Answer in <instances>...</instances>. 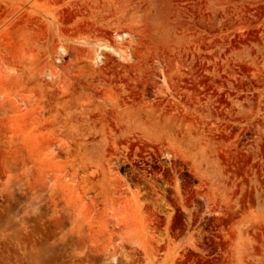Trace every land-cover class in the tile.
I'll return each instance as SVG.
<instances>
[{
  "label": "rangeland",
  "instance_id": "374dc122",
  "mask_svg": "<svg viewBox=\"0 0 264 264\" xmlns=\"http://www.w3.org/2000/svg\"><path fill=\"white\" fill-rule=\"evenodd\" d=\"M0 264H264V0H0Z\"/></svg>",
  "mask_w": 264,
  "mask_h": 264
},
{
  "label": "bare ground",
  "instance_id": "6f19581e",
  "mask_svg": "<svg viewBox=\"0 0 264 264\" xmlns=\"http://www.w3.org/2000/svg\"><path fill=\"white\" fill-rule=\"evenodd\" d=\"M125 35H127V33H123L122 35H120L119 37L122 39ZM111 49H114L112 46H110ZM96 56L97 57H100L101 56V53L100 52H97L96 53Z\"/></svg>",
  "mask_w": 264,
  "mask_h": 264
}]
</instances>
